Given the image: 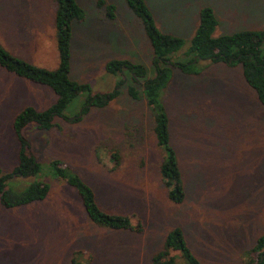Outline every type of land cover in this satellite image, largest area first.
Instances as JSON below:
<instances>
[{"label": "rangeland", "instance_id": "1", "mask_svg": "<svg viewBox=\"0 0 264 264\" xmlns=\"http://www.w3.org/2000/svg\"><path fill=\"white\" fill-rule=\"evenodd\" d=\"M76 1L85 19L73 23L71 80L88 84L91 95L111 92L120 77L105 71L110 60L139 64L153 74L149 40L124 0H103L115 6L112 20L98 7L100 0ZM145 2L157 27L183 40L174 54L180 60L186 59L205 7L218 22L214 37L264 30V0ZM55 9L54 0H0V43L35 66L56 69ZM195 69L196 76L172 69L160 98L184 182V202L168 199L159 171L166 155L156 146L145 100H131L125 85L107 107L80 115L88 97L81 94L64 112L69 120L54 119L50 130L34 124L22 129L49 193L43 201L21 207L0 204V264H151L175 228L182 229L202 264H247L246 255L264 233V106L245 82L240 64L200 61ZM55 101L48 87L0 68L1 174L17 164L16 114L26 106L46 110ZM76 116L80 120L72 121ZM112 152H117L118 164ZM56 161L91 187L102 211L128 218L137 231L93 224L75 190L56 177ZM11 188L13 180L7 184ZM179 258L177 263L185 264Z\"/></svg>", "mask_w": 264, "mask_h": 264}, {"label": "trees", "instance_id": "2", "mask_svg": "<svg viewBox=\"0 0 264 264\" xmlns=\"http://www.w3.org/2000/svg\"><path fill=\"white\" fill-rule=\"evenodd\" d=\"M124 1L126 7L139 19L149 40L153 55V74L149 76L145 67L139 64L126 60H110L105 65V71L120 77V81L111 92L91 95L88 84L78 83L69 77L73 23H80L85 19V11L76 0H54L58 54L56 69L48 70L35 66L12 55L0 43V68L17 78L48 87L56 95L55 103L46 110L39 111L32 106H26L14 117L13 130L18 140L17 164L8 174L0 172V204L4 208L29 205L43 201L47 197L49 186L40 180V164L30 152V144L23 136L22 129L34 124L41 130H50L55 127L54 119L69 120L64 112L81 94L87 93L88 97L80 115L89 113L91 108L107 107L121 95L120 89L125 85L126 93L131 100H145L152 118L151 131L156 146L162 148L166 155L165 161L159 166L160 176L169 189L168 199L174 204H182L186 193L177 156L170 142L169 119L160 100L170 83L172 69L196 76L199 70L195 67L200 61L223 63L230 67L240 64L245 82L255 91L258 101L264 106V30H244L214 37L218 22L213 10L205 7L198 14V26L188 50L184 53L186 59L180 60L176 59L174 54L182 48L183 40L175 35L163 33L157 27L145 0ZM97 5L105 8L109 20L114 19V5L103 0L98 1ZM123 75L127 76L130 82H127ZM79 120L80 117L77 116L72 119L74 122ZM112 160L118 164L117 152H112ZM53 167L56 177L75 190L93 224L111 230H136L128 218L102 211L96 202L94 191L78 175L58 161L53 163ZM12 180L13 188L7 189L8 182ZM173 252L179 253L180 258L173 256ZM246 256L247 264H264V233L257 238L256 244ZM177 258L185 264H202L188 247L180 228H175L167 234L163 251L153 257L151 264H178ZM73 264L78 263L73 260Z\"/></svg>", "mask_w": 264, "mask_h": 264}, {"label": "crops", "instance_id": "3", "mask_svg": "<svg viewBox=\"0 0 264 264\" xmlns=\"http://www.w3.org/2000/svg\"><path fill=\"white\" fill-rule=\"evenodd\" d=\"M258 100V99H257ZM260 103V102H259Z\"/></svg>", "mask_w": 264, "mask_h": 264}]
</instances>
